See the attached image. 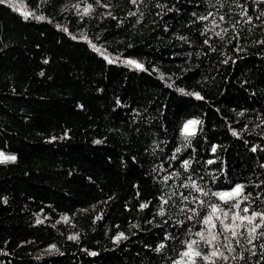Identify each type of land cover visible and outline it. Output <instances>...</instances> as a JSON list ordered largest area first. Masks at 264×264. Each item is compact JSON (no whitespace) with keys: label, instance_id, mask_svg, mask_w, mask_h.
Instances as JSON below:
<instances>
[{"label":"trees","instance_id":"obj_1","mask_svg":"<svg viewBox=\"0 0 264 264\" xmlns=\"http://www.w3.org/2000/svg\"><path fill=\"white\" fill-rule=\"evenodd\" d=\"M262 13L257 0L0 2V152L16 157L0 163V264H188L206 205L229 207L213 193L243 185L241 209L264 211ZM261 244L245 232L213 259L264 264Z\"/></svg>","mask_w":264,"mask_h":264},{"label":"snow or ice","instance_id":"obj_2","mask_svg":"<svg viewBox=\"0 0 264 264\" xmlns=\"http://www.w3.org/2000/svg\"><path fill=\"white\" fill-rule=\"evenodd\" d=\"M0 2H3V0H0ZM257 2L264 3V0H257ZM132 3H136V0H132ZM242 15L247 16V10H245ZM201 19L206 20L208 19V17H202ZM220 20H224V17L221 16ZM248 22L249 23L251 22L250 17L248 19ZM213 23L215 24V22ZM215 26L219 27V25H215ZM217 35H220V33H217ZM126 63L129 65H134L138 69L144 70L143 65L139 64L136 61L128 60L126 61ZM180 91H183V89H180ZM195 95L197 99H202V97L198 93ZM197 123L198 121H190L189 125H195ZM189 125H185L186 132H188ZM188 134L193 135L194 133H188ZM233 134L235 135L236 133ZM97 143H99V141H97ZM213 151H215V148H213ZM252 151L255 152L256 148H253ZM15 160H16L15 156L5 157L3 153H0V163H4L8 161L14 162ZM183 167L185 169H188L190 167V163L188 161H184ZM169 178L170 177H165V181H167ZM189 179L191 178L189 177ZM191 186L201 196L208 195L207 192L203 191V189L198 187L195 183H193ZM184 187H188V185H184ZM213 195H215L223 203L228 204L229 207L227 209H224L219 204L206 205L209 211L208 214L202 220V224L204 225V230L197 232L195 234L196 236L200 237V241L194 239L187 241L186 250L182 253V257L189 258L188 264H197V258L207 261L208 264H215V260L213 258H217V257L223 260H227L228 257L225 256L224 251H221V247L227 250L228 252H234L235 248L233 247V241H235L236 244L239 245L240 239L245 232L248 235L249 243H252L254 240L264 237V232H258V229L264 227V211L252 210L251 215H248L250 211V208L248 206L243 207L241 209V204L244 201L248 200L249 198L247 195H244L243 185H236L229 192H216L213 193ZM183 198L185 200L188 199L187 197H183ZM161 199L163 204L168 203V200L163 199V197H161ZM198 202L201 206H205V202L203 200H200ZM143 207H147V205H143ZM234 210H238V211H234ZM189 211L193 212L194 215H198V213L194 208L189 209ZM241 212L244 214L242 215ZM159 214L161 216L165 214L163 207H161ZM189 219H192V217L190 216ZM257 219H259L261 223L259 224L255 223ZM217 225H219V228H217ZM206 232H207V236L205 234ZM227 233H230V235H227ZM221 237H223L222 240ZM70 239H76V237H70ZM200 242H203L206 246H208L211 249L207 254L201 252L199 249L195 247ZM159 247L163 248L164 245L161 244ZM260 247L264 249V244H261ZM93 255L95 254L93 253Z\"/></svg>","mask_w":264,"mask_h":264},{"label":"rangeland","instance_id":"obj_3","mask_svg":"<svg viewBox=\"0 0 264 264\" xmlns=\"http://www.w3.org/2000/svg\"><path fill=\"white\" fill-rule=\"evenodd\" d=\"M189 125V124H188ZM195 131V125H189L187 133H193ZM186 132V131H185ZM2 153V152H0Z\"/></svg>","mask_w":264,"mask_h":264}]
</instances>
